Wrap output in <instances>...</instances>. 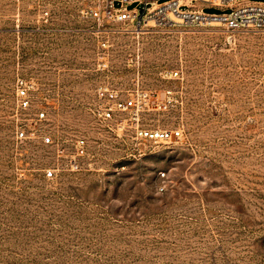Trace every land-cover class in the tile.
<instances>
[{
  "label": "rangeland",
  "instance_id": "1",
  "mask_svg": "<svg viewBox=\"0 0 264 264\" xmlns=\"http://www.w3.org/2000/svg\"><path fill=\"white\" fill-rule=\"evenodd\" d=\"M93 3L0 0V264H264V30L116 24L103 51ZM100 88L138 114L103 120Z\"/></svg>",
  "mask_w": 264,
  "mask_h": 264
},
{
  "label": "built area",
  "instance_id": "2",
  "mask_svg": "<svg viewBox=\"0 0 264 264\" xmlns=\"http://www.w3.org/2000/svg\"><path fill=\"white\" fill-rule=\"evenodd\" d=\"M138 4L142 9L130 8L131 5ZM230 9V12L221 14L208 13L205 7ZM93 19L99 26L98 39L99 47L106 51L110 47V35L106 30L108 26L123 24L132 25L133 31L142 32L150 23L154 25H171L176 20L182 24L191 26L219 25L223 26L228 35L243 30H264V2H251L250 0H169L161 2L160 0H94L93 5L84 6L81 9ZM48 12L43 15L47 19ZM104 66L107 63H103ZM178 73L176 72L175 76ZM33 84L28 80L19 78L16 83V94L20 98L21 108L26 109L30 105V92ZM147 95V94H144ZM98 97L106 100L102 107L103 120L111 121L116 113L121 115L127 112L138 114L141 100L133 95H128L122 99L119 91L109 88H100ZM39 119L45 118V112L42 110L38 114ZM30 134L24 130L17 133V138L25 140ZM138 134L142 139L152 142L174 143L182 137V130L162 129V130H139ZM55 140L51 136L43 137L44 145H55ZM58 152L63 153L58 143ZM87 140L85 138L77 139L75 143V153L69 161L71 171L81 170V159L87 155ZM56 169H50L47 172L48 178L56 175ZM165 176V174H163ZM160 192L165 191V187H160Z\"/></svg>",
  "mask_w": 264,
  "mask_h": 264
}]
</instances>
